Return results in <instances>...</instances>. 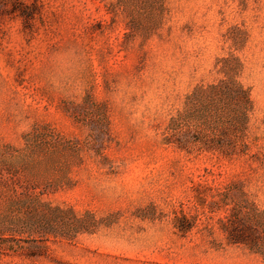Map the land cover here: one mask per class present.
I'll use <instances>...</instances> for the list:
<instances>
[{
	"label": "rangeland",
	"instance_id": "obj_1",
	"mask_svg": "<svg viewBox=\"0 0 264 264\" xmlns=\"http://www.w3.org/2000/svg\"><path fill=\"white\" fill-rule=\"evenodd\" d=\"M4 3L0 264H264L222 230L264 213V0ZM225 69L252 101L245 154L166 144Z\"/></svg>",
	"mask_w": 264,
	"mask_h": 264
},
{
	"label": "trees",
	"instance_id": "obj_2",
	"mask_svg": "<svg viewBox=\"0 0 264 264\" xmlns=\"http://www.w3.org/2000/svg\"><path fill=\"white\" fill-rule=\"evenodd\" d=\"M4 5V0H0V7ZM12 5L9 13L21 6V17H33V6L18 1ZM225 70L230 76L227 80L197 87L186 97L184 109L166 127V144L188 154L212 153L225 158L245 154L244 131L252 101L249 91L232 79L233 71ZM222 230L228 243L244 245L264 259V213L254 205L251 208L236 205L222 223Z\"/></svg>",
	"mask_w": 264,
	"mask_h": 264
}]
</instances>
